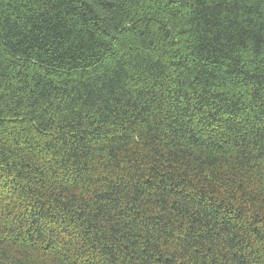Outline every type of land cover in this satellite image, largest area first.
I'll list each match as a JSON object with an SVG mask.
<instances>
[{
	"label": "trees",
	"instance_id": "obj_1",
	"mask_svg": "<svg viewBox=\"0 0 264 264\" xmlns=\"http://www.w3.org/2000/svg\"><path fill=\"white\" fill-rule=\"evenodd\" d=\"M0 264H264V0H0Z\"/></svg>",
	"mask_w": 264,
	"mask_h": 264
}]
</instances>
